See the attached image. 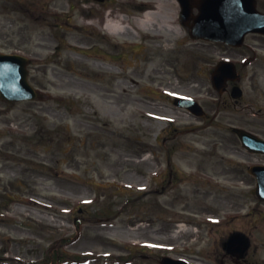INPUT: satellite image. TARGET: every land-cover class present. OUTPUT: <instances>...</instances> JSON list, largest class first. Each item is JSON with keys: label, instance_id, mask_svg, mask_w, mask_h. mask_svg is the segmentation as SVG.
I'll use <instances>...</instances> for the list:
<instances>
[{"label": "rangeland", "instance_id": "obj_1", "mask_svg": "<svg viewBox=\"0 0 264 264\" xmlns=\"http://www.w3.org/2000/svg\"><path fill=\"white\" fill-rule=\"evenodd\" d=\"M27 1L28 16L27 7L0 0V51L29 58V79L39 91L31 101L0 98V264H86L78 256L88 264H158L139 252L154 251L155 230L168 223L159 218L166 215L162 198L140 193L158 164L151 143L169 125L178 127L179 168L219 169L222 151L199 157L215 146L217 126L235 116L227 96L218 105L204 76L226 48L189 40L178 0H168L170 23L157 16L153 35L137 27L143 8L132 1ZM108 7L127 15L135 37L121 41L132 48L102 37ZM176 95L200 99L210 117L220 113L206 121L191 116L174 106ZM251 128L264 136V118ZM239 186L251 196L241 195V203L259 201ZM168 240L174 242L170 234ZM54 254L63 257L50 263Z\"/></svg>", "mask_w": 264, "mask_h": 264}, {"label": "flooded vegetation", "instance_id": "obj_2", "mask_svg": "<svg viewBox=\"0 0 264 264\" xmlns=\"http://www.w3.org/2000/svg\"><path fill=\"white\" fill-rule=\"evenodd\" d=\"M252 37L251 42L247 45V47L241 48H229L228 52L232 55V57L237 62V68L239 71L240 78L235 82H228L227 91L231 92L234 87H242L243 85H247L246 82L248 78V82L251 84V87L255 89L256 87V80L258 82L264 83V53H261L256 50L264 49V35L260 34H251ZM247 59L246 61H242L241 59ZM251 65L252 71L248 74L244 73L245 67L247 65ZM243 83V84H242ZM243 88V87H242ZM244 96L241 98L243 99ZM241 99L237 100L234 99L235 103H238ZM243 111V110H240ZM249 117L244 112H239V114L234 118L235 125L234 127L243 126L244 128H248L251 124L249 121ZM233 122V123H234ZM240 122V124L238 123ZM224 141V140H222ZM228 149L231 152H234L239 155L240 153V146H239V139L234 138L232 140L231 145L228 146ZM246 156H254L255 153L249 152L246 149L243 150ZM243 172L245 170H242ZM233 171H222L221 173H227L229 179H233L231 175ZM249 173V172H248ZM164 173H157L160 180L158 183H162V188L168 185H176L177 183L183 182L186 184L185 178H174L173 173H168L171 176L170 178H166L163 176ZM194 183L201 182V175H199L196 179H191ZM199 186L196 185L195 188ZM197 192L200 193L199 196L196 195V199L199 201L195 202V207L192 206L191 202L188 200L186 201L185 209L187 208V212L189 214H194L196 217L192 219L191 216H187L188 224L185 230L181 231L180 229L176 228V224L171 221H166L168 223H164L165 225L157 228L155 230V235L158 238H154L153 242L158 246L155 248L154 259L156 262L161 264L162 257L164 256H171L178 259H186L191 262L192 259L196 264H208V260L206 255L203 253L204 250L206 251V247L199 246V249H194L192 246L197 242H204L205 234L202 232L204 228L207 226V217L209 215L218 216L219 222L217 223L218 226H227V228L223 229L220 233L222 235L220 244H219V256L221 259L218 260L219 264H224L223 259H229L230 261L234 262L235 264H264V232L259 233L256 238L251 239L250 237L247 238L248 240V248L244 252L239 249H230L228 248V242L233 237V235H237L239 233H244L245 230L243 225H236L234 224L238 221L239 218V210L242 206L239 202L237 195L231 190V196L224 194H218L216 202H211L210 204L207 202V199H204V195L207 196V192L201 190L200 188L197 189ZM186 199H189L186 197ZM230 214L229 216H226ZM199 216V218H197ZM261 221L264 220L260 219ZM249 222L250 219H247ZM196 224L199 226V230L197 232L189 231V228H192V225ZM167 225V226H166ZM250 224H245L244 227H248ZM251 225L255 226V219L251 220ZM251 230V228H250ZM249 230V232H250ZM264 231V230H263ZM172 236L174 242H169L168 235Z\"/></svg>", "mask_w": 264, "mask_h": 264}, {"label": "water", "instance_id": "obj_3", "mask_svg": "<svg viewBox=\"0 0 264 264\" xmlns=\"http://www.w3.org/2000/svg\"><path fill=\"white\" fill-rule=\"evenodd\" d=\"M186 14L190 15L193 4L200 9L192 26L193 34L206 38L223 39L229 42L241 38L251 29H263L264 14L256 9V0H196L182 1ZM189 3V5H188ZM190 6V7H189ZM27 60L18 55L0 53V92L10 100L34 98L36 93L29 85L26 70ZM232 69L226 64L218 68L217 73H227ZM215 81L218 82L215 77ZM179 103L190 106L192 101L180 98ZM245 142L256 149L264 150V141L250 140L246 135ZM259 176L258 192L264 197V168L257 169Z\"/></svg>", "mask_w": 264, "mask_h": 264}, {"label": "bare ground", "instance_id": "obj_4", "mask_svg": "<svg viewBox=\"0 0 264 264\" xmlns=\"http://www.w3.org/2000/svg\"><path fill=\"white\" fill-rule=\"evenodd\" d=\"M81 1L82 0H80V2ZM142 1L143 8H148L149 10H146L143 14V18L138 20L137 27L152 31V26L154 25V22L156 21L157 16L159 15H163L164 23L162 25H169L171 15L168 0H161L160 2H157L155 0ZM55 14L58 18L61 17V14L58 10L55 11ZM84 16L88 17L86 13L84 14ZM126 22H128L126 16L117 15V17H114L113 19H109L106 25L109 31H111V33L114 35H126L129 37H133L134 33L131 28H128L129 25ZM82 25L83 24L79 22V26ZM170 29L172 28H167L168 31H170Z\"/></svg>", "mask_w": 264, "mask_h": 264}]
</instances>
